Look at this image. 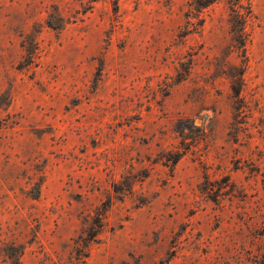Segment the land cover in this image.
Here are the masks:
<instances>
[{
  "label": "rangeland",
  "instance_id": "1",
  "mask_svg": "<svg viewBox=\"0 0 264 264\" xmlns=\"http://www.w3.org/2000/svg\"><path fill=\"white\" fill-rule=\"evenodd\" d=\"M189 4L0 0V264H264V0Z\"/></svg>",
  "mask_w": 264,
  "mask_h": 264
},
{
  "label": "trees",
  "instance_id": "2",
  "mask_svg": "<svg viewBox=\"0 0 264 264\" xmlns=\"http://www.w3.org/2000/svg\"><path fill=\"white\" fill-rule=\"evenodd\" d=\"M214 2H215V0H190L189 7L191 8V10L189 11V13H190V15H192V14L195 16L197 15L196 17H198L199 14L203 10L209 8ZM233 14H234L233 16H235L236 20L244 19V21H245L244 15L241 14L240 11H236L235 8L233 9ZM186 17H189V15L187 14ZM200 22H202V21L198 22L199 26H201ZM187 23L189 25V22H187ZM239 24H240V22H239ZM235 36L238 38V40L240 41V45L243 48L244 44H245V39H246V34L244 33L243 28L238 29V31L235 32ZM238 92H239V90L235 91L236 94H238Z\"/></svg>",
  "mask_w": 264,
  "mask_h": 264
}]
</instances>
